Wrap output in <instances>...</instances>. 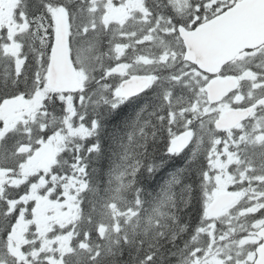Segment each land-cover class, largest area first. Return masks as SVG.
Masks as SVG:
<instances>
[{
    "label": "snow or ice",
    "instance_id": "1",
    "mask_svg": "<svg viewBox=\"0 0 264 264\" xmlns=\"http://www.w3.org/2000/svg\"><path fill=\"white\" fill-rule=\"evenodd\" d=\"M0 264H264V0H0Z\"/></svg>",
    "mask_w": 264,
    "mask_h": 264
},
{
    "label": "trees",
    "instance_id": "2",
    "mask_svg": "<svg viewBox=\"0 0 264 264\" xmlns=\"http://www.w3.org/2000/svg\"><path fill=\"white\" fill-rule=\"evenodd\" d=\"M130 110L128 108H125L119 117H117V120L125 118L127 115H129ZM163 174V173H162Z\"/></svg>",
    "mask_w": 264,
    "mask_h": 264
}]
</instances>
